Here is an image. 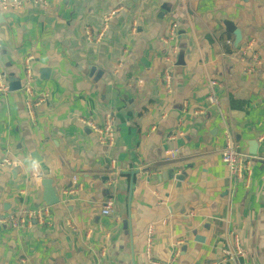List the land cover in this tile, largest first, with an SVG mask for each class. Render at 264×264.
<instances>
[{
	"label": "crops",
	"instance_id": "crops-1",
	"mask_svg": "<svg viewBox=\"0 0 264 264\" xmlns=\"http://www.w3.org/2000/svg\"><path fill=\"white\" fill-rule=\"evenodd\" d=\"M11 2L0 13V73L18 90L0 98V162L14 164L0 168V264H168L177 252L174 264H226L233 235L240 262L264 264V0ZM114 10L105 38L89 44L85 31L98 34ZM173 24L179 37L166 45ZM228 24L243 35L238 48ZM248 42L254 51L243 58ZM29 56L36 92L49 95L35 123L21 91ZM210 79L221 84L220 107L207 102ZM108 114L112 148L82 123L102 126ZM226 130L251 157L248 183L221 160ZM45 176L59 198L53 224L15 232L2 223L46 206ZM111 197L119 222L102 214Z\"/></svg>",
	"mask_w": 264,
	"mask_h": 264
},
{
	"label": "built area",
	"instance_id": "built-area-1",
	"mask_svg": "<svg viewBox=\"0 0 264 264\" xmlns=\"http://www.w3.org/2000/svg\"><path fill=\"white\" fill-rule=\"evenodd\" d=\"M14 2L11 0H0V13H6L12 11L14 8ZM17 8H20L17 6ZM118 13V10H114L107 15L102 16V27L98 34H93L90 30L85 31V40L89 44L99 43L105 38L108 25L114 16ZM136 28V25L134 24ZM179 26L173 24L171 26V33L165 40V44L168 45L173 43L179 37ZM231 43V42H230ZM179 47L174 45L172 47L171 55L167 57L166 63L168 66L164 70L163 78L168 92L171 90L173 84L172 68L176 65V58L179 56ZM240 54L243 58L250 56L251 52L254 51V43L248 42L242 48L240 47ZM256 55V54H255ZM34 58L32 56L27 57L23 61L24 67V85L22 87V93L25 96V107L28 116L33 123L36 122V109L42 107L49 100L47 93L36 92L34 82V72L32 64ZM123 65L120 64L119 67ZM221 87L219 81L210 79L209 88L210 92L207 98V102L212 107H220V99L218 96V89ZM12 95V91L9 87V80L5 74L0 73V98H8ZM82 123L85 127L90 130L97 138L98 142L107 148H112L116 142V117L113 114H108L105 117V122L102 126L95 124L92 121L83 120ZM221 160L228 168L230 178L234 181L246 180L250 175L249 161L251 157L242 154L235 144L234 136L230 130L225 132V144L220 152ZM14 164L7 158L0 162V168L7 169L13 167ZM37 180L40 181L41 177L38 176ZM113 185V182L110 183ZM82 187L80 186L79 189ZM102 214L106 217H113L116 222L120 221V218L116 214V200L111 197L108 198L102 206ZM53 210L51 207L42 206L36 209H21L11 214L8 219L1 220L2 223H9L11 228L16 231H30L35 227H50L53 224ZM66 227L71 234H77L79 232L78 227L71 221L66 220ZM92 236L91 232L86 234V237L90 239ZM151 247V241H149V248ZM105 252H103V256ZM179 257V252L175 253L173 258L168 264H174ZM245 258V252L241 248L240 238L233 235L230 246L223 252L222 262L226 264H247L240 262L241 259ZM25 263V262H23ZM153 264H159L154 263Z\"/></svg>",
	"mask_w": 264,
	"mask_h": 264
},
{
	"label": "water",
	"instance_id": "water-1",
	"mask_svg": "<svg viewBox=\"0 0 264 264\" xmlns=\"http://www.w3.org/2000/svg\"><path fill=\"white\" fill-rule=\"evenodd\" d=\"M0 18H1V16H0ZM227 28H228L229 33H231L235 36V48H238L243 41L242 33L239 30H237V28H235L231 24H228ZM9 85H10V90L12 92L18 90V88L15 85V81L13 78L9 80ZM258 147H259V144L256 141L249 143V148H250L249 152H250L251 156H257ZM42 185H43V188L45 190V195H46V198L42 199V203L48 207H53V206L57 205L59 202V200H58L59 198L57 195V190H55L52 187V179L50 178V176L44 177Z\"/></svg>",
	"mask_w": 264,
	"mask_h": 264
},
{
	"label": "clouds",
	"instance_id": "clouds-1",
	"mask_svg": "<svg viewBox=\"0 0 264 264\" xmlns=\"http://www.w3.org/2000/svg\"><path fill=\"white\" fill-rule=\"evenodd\" d=\"M38 168H39L38 161H36L35 159H29L28 164H27V169L35 171V170H38Z\"/></svg>",
	"mask_w": 264,
	"mask_h": 264
}]
</instances>
